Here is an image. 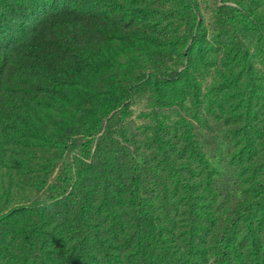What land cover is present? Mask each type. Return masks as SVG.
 Segmentation results:
<instances>
[{
  "label": "rangeland",
  "instance_id": "1",
  "mask_svg": "<svg viewBox=\"0 0 264 264\" xmlns=\"http://www.w3.org/2000/svg\"><path fill=\"white\" fill-rule=\"evenodd\" d=\"M91 1L76 81L3 120L0 264H264V0H191L194 45L179 0Z\"/></svg>",
  "mask_w": 264,
  "mask_h": 264
},
{
  "label": "trees",
  "instance_id": "2",
  "mask_svg": "<svg viewBox=\"0 0 264 264\" xmlns=\"http://www.w3.org/2000/svg\"><path fill=\"white\" fill-rule=\"evenodd\" d=\"M134 13L148 10L134 8ZM178 16L192 24V42L203 36L197 21V8L191 0H179ZM116 20L91 0H0V132L3 120L16 115L20 94L39 92L64 94L66 85L76 81L81 71L80 45L96 40L101 25ZM11 68V74H6ZM8 72V71H7ZM179 72L156 76L152 86L157 93L175 82ZM132 93L127 95L128 109ZM141 218L152 221L149 213ZM33 228L26 230L24 242L31 248Z\"/></svg>",
  "mask_w": 264,
  "mask_h": 264
}]
</instances>
